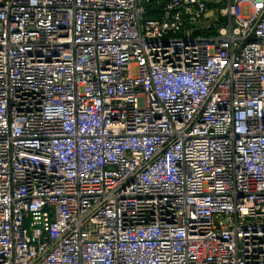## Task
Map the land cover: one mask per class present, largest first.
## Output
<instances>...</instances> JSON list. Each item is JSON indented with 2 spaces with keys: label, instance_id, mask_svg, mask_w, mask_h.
<instances>
[{
  "label": "built area",
  "instance_id": "obj_1",
  "mask_svg": "<svg viewBox=\"0 0 264 264\" xmlns=\"http://www.w3.org/2000/svg\"><path fill=\"white\" fill-rule=\"evenodd\" d=\"M0 264H264V0H0Z\"/></svg>",
  "mask_w": 264,
  "mask_h": 264
},
{
  "label": "rangeland",
  "instance_id": "obj_2",
  "mask_svg": "<svg viewBox=\"0 0 264 264\" xmlns=\"http://www.w3.org/2000/svg\"><path fill=\"white\" fill-rule=\"evenodd\" d=\"M243 13H244V15H247L248 12L246 11V9H244V10H243ZM211 15H212V14H209V13H208V14L206 15L205 18H207V17H209V16H211ZM136 74H137V69L134 67V68L132 69V76H134V75H136Z\"/></svg>",
  "mask_w": 264,
  "mask_h": 264
}]
</instances>
